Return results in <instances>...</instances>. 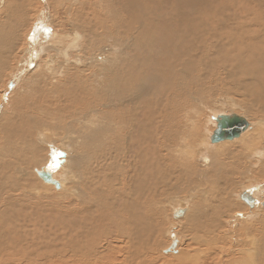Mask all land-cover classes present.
I'll return each mask as SVG.
<instances>
[{
  "label": "bare ground",
  "instance_id": "6f19581e",
  "mask_svg": "<svg viewBox=\"0 0 264 264\" xmlns=\"http://www.w3.org/2000/svg\"><path fill=\"white\" fill-rule=\"evenodd\" d=\"M39 1L43 9L41 21L30 27L23 42L22 63L15 73L11 71L13 73L0 92V102L4 104L0 122L6 133L5 146L0 144V191H4V187L15 191H7L10 193L8 197L0 201L3 233L0 235V264H14L16 261H21V264H27V261L28 264L35 261L37 264H130L141 254L146 255L144 251L153 246L152 235L156 232L150 222L160 215L161 209L157 206L165 199H158L154 194L147 201L145 196L146 184L150 182L148 177H152V172H145V166L152 163L156 167L152 171L166 168L165 175L160 176L162 181L170 184V188L188 186L195 196L205 193L209 185H220L219 180H223L225 185H235V181L239 184L251 182L250 186H243L233 196L243 201L240 195L249 190L254 204L248 206L250 212L246 211L244 201V207L237 206L232 225H227L228 221L221 222L223 217L219 215V210L230 203V196L225 194L231 189H217L216 193L208 191L211 198L206 197L204 205L198 203L192 215H189L191 211L187 207L176 205L177 208L171 209L174 212L173 223L180 225L181 220H189L191 227L199 233L209 227V222L205 227L201 219L207 218L206 212L202 213L203 207H210L214 219L213 224L210 223L211 234L215 237L214 231L219 227L227 229L225 234L232 241L231 248L239 244L237 261L248 253L264 264V194L257 199L250 189L264 184V11L258 8L249 12L244 5L242 11L219 15L224 18L220 25L212 22L199 33L197 29L185 31L181 26H172L166 21L171 14L166 7L160 6V10L156 7L151 12L140 0L126 4L123 2L133 0H109L112 4L107 6L101 0L105 11L97 15L94 4L92 8L90 2L83 0L78 3L80 11L77 10L80 20H84L79 25L82 29L73 39L65 35L66 41H61L56 34L46 37L49 6L46 0ZM144 1L152 3V8L157 6L155 0ZM170 1L158 0V3L168 4ZM99 2L96 5L101 8ZM173 2L180 5L179 0ZM86 4L90 11L85 7V11L81 10ZM63 10L66 14L71 12L66 10V6ZM180 10L172 9V12L179 17ZM94 15H97V33L91 20ZM171 17L173 20L175 15ZM14 31L9 34L11 38L0 40L2 49H10L15 44ZM216 42L218 47L214 49ZM34 73L36 79L32 80L31 86L22 81L28 80ZM16 90L19 94H14L16 99L12 106L17 105L18 99H28L31 107L37 110H42L43 104L59 109L49 114L48 118L56 119L57 130L60 131H51L55 126L50 129L47 120L38 119L39 112L30 111L26 112L28 127L18 131V136L22 138L17 143L9 142V137L14 136L11 118L7 116L9 118L3 119L2 113L7 106L5 98L9 96L10 99V94ZM209 101L229 110L244 108L257 114L254 117L258 114L259 117L251 123L243 114H236L247 122L246 130L233 141L210 145L214 132L208 129L211 127L210 120L216 128L214 118L228 113H223L224 109H210ZM151 105L158 108L156 114L151 111ZM40 112L47 113L44 110ZM201 115L202 118H199ZM31 125L40 127L45 133L36 130L30 133L28 128ZM26 132L32 138L35 136L34 142L29 134L24 135ZM146 132L150 133L148 139ZM47 133H50L49 136ZM148 143L151 152H147ZM41 146L49 148V152L44 157L45 165H40L37 171L35 166L42 162L38 151ZM59 147L64 148L62 151L67 150L66 158H61L63 161L58 160L63 156L62 151L61 155L57 154L60 153L57 150ZM208 152L211 156L207 155ZM10 156L12 160H9ZM57 162L61 163L60 170L63 172L58 181L54 171ZM13 166H17L13 170L14 175L9 173ZM45 167L50 168L51 179L58 183L57 188L39 177L38 173ZM31 168L40 188L48 193L56 191L55 196L39 193L32 182V189L20 188L23 185L18 180L23 182L25 177L30 176L27 170ZM32 192L38 204L30 203ZM191 195L184 198V203L191 199ZM12 206H20L22 211L16 209L6 216ZM29 208L31 212H26ZM36 212V226L40 231L39 225H42L43 230L37 236L28 229ZM155 223L153 227L158 228ZM236 225L241 229L234 230L238 227ZM168 231L172 242L163 252L179 260L189 258L187 254L191 248L195 251L194 245L179 248L180 238L173 234V229L172 233ZM240 231H244L246 238H251L249 241L246 239L247 243L238 242L240 239H237L236 232ZM10 235L18 236V239L14 237L18 242L9 243ZM174 240L175 248H171ZM42 251L45 253L40 254ZM19 253L22 260L18 259ZM35 253L38 255L35 256ZM203 258L201 264L212 258L219 264L224 263L220 254L217 259L212 253ZM178 259L172 263L178 264Z\"/></svg>",
  "mask_w": 264,
  "mask_h": 264
},
{
  "label": "rangeland",
  "instance_id": "374dc122",
  "mask_svg": "<svg viewBox=\"0 0 264 264\" xmlns=\"http://www.w3.org/2000/svg\"><path fill=\"white\" fill-rule=\"evenodd\" d=\"M93 1H94V3H93ZM98 1L99 0H86L85 2H90L91 4H92V8H93V4H94V13L95 14H100L101 12L102 13H104V9L103 8H105V6H107V5H109V4H112V1H109V0H102V2H105L104 4H105V6H104V4L101 2V0H100V2L99 3H101V5L99 6V7H101V8H98V6L96 5V4H98ZM151 1H153V0H151ZM184 1V2H183ZM211 1H212V3H211ZM248 1V2H247ZM251 1H253V2H251ZM255 1V2H254ZM257 0H179V2L178 3H180V5H178L177 4V2H173V0H171L168 4H159L158 3V0H155V2L157 3V6H153V8H152V6L151 5H153L152 3L150 4V3H145V1L144 0H140L139 2H141V3H143V5L145 6V8L147 9V10H149V11H151V12H154L155 11V9H156V7H158L159 8V10H160V6H162V7H166V8H168V10H170L171 12V14L169 15V16H167V19H166V21L167 22H169V23H171V25L172 26H181L185 31L186 30H192V29H194V30H192V31H195L196 29H197V31L196 32H201L202 31V29L204 28V27H206V29H207V27L208 26H211L214 22L215 23H217L218 22V24L220 25V21L222 20V21H224V18H222V17H220L219 15H222V14H227L228 12H232V11H237V10H240V11H242V8H244V9H248L249 10V12H252L253 10H258V8L259 9H261V10H263L264 11V0H258L257 2H256ZM46 2L48 3V6H49V9L47 10L48 11V19H47V21H46V24L49 26V30H48V33H47V35H46V37H49L50 35L49 34H56L59 38H61V41H66V38H65V35L66 36H71V38L73 39L74 38V36H75V34H77V31L78 30H80V29H82V27H79V25H80V23H82L84 20H80V17H79V15H77L78 14V12L80 11V7L78 6V3H80V2H84L83 0H76V1H74V2H70V1H68V0H46ZM125 2V3H124ZM123 2V4H126L127 2H131V3H135L136 1H124ZM194 4H193V3ZM209 2V3H208ZM224 2H225V4H224ZM172 3V6H175V7H172L170 4ZM176 3V5H174ZM189 3V4H188ZM231 3V5H228V4H230ZM241 3V4H240ZM11 4V5H10ZM59 4L61 5V6H59ZM63 4H65V6H66V10L67 9H69V10H71V12L70 13H68V14H66L65 13V10H63V9H65V6L63 7ZM197 4H200V5H197ZM209 4H211V6L209 5ZM212 4H214V5H212ZM251 4V5H250ZM70 5V6H69ZM165 5V6H164ZM178 5V6H177ZM196 5L198 6V7H196ZM218 7H217V6ZM237 6V7H235V6ZM245 5V6H244ZM78 6V7H77ZM167 6H170V7H167ZM183 6V7H182ZM214 6V7H213ZM234 6V7H233ZM244 6V7H243ZM85 7V8H84ZM87 7V4L85 5V6H82V8H81V10H84V9H87L86 8ZM191 7H194L193 9H190ZM225 7V8H224ZM84 8V9H83ZM188 8H189V10L190 11H188ZM200 8V9H199ZM228 8V9H227ZM230 8V9H229ZM100 9V10H99ZM172 9H181L180 10V16L178 17V14L177 13H175V12H172ZM185 9V10H184ZM216 11H215V10ZM43 9L41 8V6H40V1L39 0H3V2L2 3H0V22L3 24V22H4V26L0 23V28H3V27H5L4 29H0V40H5L6 39V37H7V39H9V38H11L10 36H9V34H11L14 30L15 31H17V32H15L14 31V35H15V37H14V39H13V42L15 43V44H12V48H8V49H6V50H4V49H2L1 47H0V92L4 89V83H5V81L6 80H8L9 79V76L16 70H18L19 69V66H20V64L22 63V60H23V58H24V53L22 52L23 50H24V43L23 42H25V37L27 36V33H28V31L30 30V27L31 26H33V25H35L36 23H39L41 20V11H42ZM77 10H79V11H77ZM89 10V8L87 9V11ZM192 10V11H191ZM198 10H199V12H198ZM214 10V11H213ZM3 11V12H2ZM75 11L77 12V13H75ZM85 11V10H84ZM90 11V10H89ZM185 11V12H184ZM198 13H197V12ZM218 11V12H217ZM223 11V12H222ZM244 11V10H243ZM97 12V13H96ZM205 12V13H204ZM225 12V13H224ZM184 13V14H183ZM188 13H189V15H188ZM66 14V15H65ZM89 14V13H88ZM90 14H93V13H90ZM172 14H174L175 15V17H174V19L172 20V17H171V15ZM197 14V15H196ZM207 14H208V16H207ZM211 14V15H210ZM3 15V16H2ZM97 15H94L93 16V18L94 19H91L92 20V22H93V26H94V29L93 30H95L96 31V33L98 32V30H96V28H97ZM200 15H202V16H200ZM210 16V17H209ZM212 16V17H211ZM214 16V17H213ZM20 17V18H19ZM150 18H151V15L149 16ZM201 17V18H200ZM5 18H7L6 20H5ZM18 18V19H17ZM68 18V19H67ZM72 18V19H71ZM218 18H220V20L219 21H217L218 20ZM19 19H21L20 20V22L18 21ZM9 20V21H8ZM78 20V21H77ZM3 21V22H2ZM18 21V22H17ZM22 21V22H21ZM189 21V22H188ZM204 21V22H203ZM206 21V22H205ZM7 24H6V23ZM79 22V23H78ZM96 22V23H95ZM196 22V23H195ZM213 22V23H212ZM174 24V25H173ZM6 25V26H5ZM7 25H9V26H7ZM25 25V26H24ZM192 25V26H191ZM2 26V27H1ZM8 29H7V28ZM9 27H11L12 28V30H9ZM10 28V29H11ZM214 28H215V25H214ZM199 29V30H198ZM216 29V28H215ZM223 29H224V27H223V25H222V31H223ZM4 30V31H3ZM8 30V31H7ZM2 31L4 32V33H2ZM7 31V32H6ZM9 32V33H8ZM51 32V33H50ZM7 33H8V35H7ZM15 33H17V35L15 34ZM70 34V35H69ZM5 35V36H4ZM49 35V36H48ZM4 36V37H3ZM9 36V37H8ZM12 36V35H11ZM3 37V38H2ZM17 37V38H16ZM89 37V36H88ZM193 38V37H192ZM45 39V38H44ZM82 39H83V37H82ZM193 40H194V38H193ZM49 44V43H48ZM47 44V45H48ZM216 47H218V43L216 42V46H215V48L214 49H216ZM13 50V52H11L12 50ZM11 50V51H10ZM45 50V49H44ZM13 54V56H12V54ZM15 53H16V55H15ZM18 53V54H17ZM51 54L53 55V53L51 52ZM51 54H48V56L50 55V56H52ZM2 56V57H1ZM9 57V58H8ZM13 57V58H12ZM18 57V58H17ZM2 58V59H1ZM4 58H6V59H4ZM7 58H8V60H7ZM15 58V59H14ZM46 58V57H45ZM45 58H43V59H45ZM75 58H76V56H75ZM75 58H71V59H75ZM169 58V57H168ZM14 59V60H13ZM17 59V60H16ZM3 60V61H2ZM7 60V61H6ZM18 60H19V63H18ZM8 62V63H7ZM5 64V65H4ZM2 65L4 66V67H2ZM19 65V66H18ZM2 68V69H1ZM17 68V69H16ZM11 71H13L12 73H11ZM15 71V72H16ZM14 72V73H15ZM36 74L34 73V74H31V77H29V79L28 80H26V81H24V79L22 80L23 82H25L26 84H28V85H32L31 83H33L32 82V80L34 81L35 79H36ZM35 77V78H34ZM14 89V88H13ZM218 90V89H217ZM15 93H17V94H19V92H18V90H16V91H13L11 94H10V99H9V96H7L6 98H5V102L4 103H7L6 105V109L4 108V112L2 113L3 114V119H6V118H11V127L13 128V133H14V136L12 137V136H10L9 138V142L10 141H12L11 143H13V141H16V143L18 142V139H20V138H22V136H18L19 134H18V131L19 130H22V129H25V128H27L28 127V125H29V121H28V117H27V115H26V112L28 113V112H39L40 114L38 115V119H41V120H47L48 121V124H49V127H50V129H51V127H53V126H55L51 131H56V132H59L58 130H57V121H56V119L55 118H53V119H49L48 118V115L49 114H52L55 110H59V109H53V107L51 108V106L50 105H45V104H43V107H42V110H37V108L36 107H31V105H30V101L28 100V99H25V100H23V101H20L19 99L17 100V105L16 106H12V104H14V101H15ZM9 95V94H8ZM13 95H14V98H13ZM12 99V100H11ZM209 103L211 104L210 106H209V108L210 109H217V110H221V109H224L223 110V113H230V112H232L233 114H237V115H239V114H243L244 116H246L247 118H249L250 119V122L251 123H255V120H257V118L259 117V114H258V117H254V116H257V114H254L252 111H248V110H245L244 108V111H242L243 109L241 108V110L238 108V107H235L234 109L232 108V109H228L227 107L226 108H221V106L220 105H217V104H213L211 101H209ZM3 106H4V104H2V102H0V112L3 110ZM45 106V107H44ZM228 106V105H227ZM212 107V108H211ZM229 107V106H228ZM15 108V110H13ZM49 108V109H48ZM151 111L153 110V111H155L154 113L156 114L158 111H156V110H158V108L157 107H155L154 105H151ZM230 108V107H229ZM48 109V110H47ZM47 111V113L46 114H43V113H41L40 111ZM216 110V111H217ZM225 111V112H224ZM236 111V112H235ZM213 112V111H212ZM204 113H205V110H204ZM1 114V115H2ZM210 114V113H209ZM35 115H37L36 113H35ZM4 116H6L5 118H4ZM7 116H9V117H7ZM242 116V115H241ZM199 118H202V115L199 117ZM32 120V119H31ZM30 120V121H31ZM210 122H211V127L209 128L208 127V129H210V131H214L216 128H214V126H212V123H213V125L215 124L213 121H211L210 120ZM29 130H30V133H31V131L32 132H35V130L37 131V132H41V133H43V130L39 127L38 128V126L36 127V125H31L29 128H28ZM56 132H54V134H56V135H59V134H57ZM44 133H45V131H44ZM43 133V134H44ZM26 134H29V133H24V135H26ZM48 134V133H47ZM50 134V133H49ZM49 134H48V136H49ZM145 135H146V137H147V139L150 137V133L149 132H146L145 133ZM29 137H31L32 138V135H28ZM123 136H124V133H123ZM123 136H121V137H123ZM34 135H33V140H32V142H34ZM12 138H13V140H12ZM49 138V137H48ZM45 140V139H44ZM235 140V139H234ZM50 141H51V138H50ZM233 141V140H232ZM39 142H40V140H39ZM5 143H6V133H5V131H4V129H3V127H2V124H1V122H0V144H1V146L2 147H4L5 146ZM210 143V142H209ZM34 145H35V143H33ZM217 144H219V143H217ZM12 146H13V144H11ZM53 146H55L54 144H52ZM147 145H149V147L148 146H146V148H147V152H151V145H150V143H148ZM210 145H216V144H211L210 143ZM19 147V149H21V146L19 145L18 146ZM61 150H60V149ZM57 150L60 152V151H62V149H64L63 147H59ZM40 150H38V151H40V155H41V157H42V162L39 164V165H36L35 166V169H37V171H39L40 170V165L42 166V165H45V163H44V157L47 155V153L49 152V148H47L46 146H41L40 148H39ZM44 149V150H43ZM67 150L65 149V151L63 150L62 152V154H63V156L62 157H60L58 160L59 161H63V159L64 158H66V155H67V152H66ZM29 153H31V152H29ZM57 154H60L61 155V152L60 153H57ZM207 155H209V156H211V152H208V154ZM47 157V156H46ZM61 158H63V159H61ZM12 159H13V157H12ZM11 159V156L9 157V160H12ZM57 163H59V162H57ZM60 165H61V163H59V167H54L53 165V167H54V171H55V179L58 181V179L60 178V176L63 174V172H61V170H60ZM47 166H49V165H47ZM153 166V167H152ZM17 166H13L12 167V169H11V171L9 172V173H11V174H13L14 175V172H13V170H14V168H16ZM50 167V166H49ZM146 168H145V172H152V177H151V175L148 177V181H150V182H148L149 184H150V186H147L148 185V183L146 184V192H145V196L147 197V201H149L150 200V198L155 194V196H157V198L158 199H160V198H165L164 199V201L162 202L161 201V203H163V204H161V206H160V204L157 206V207H160V209H161V213H160V215L158 216H156L155 217V219H154V221L153 222H150L151 223V226H152V228H154L155 230H156V232H155V234H154V236L152 235V237L154 238H152L153 239V241H152V243H153V246H148V250L146 249L144 252H147V254L145 255V253L144 254H141L140 255V257L138 258V259H136V260H132L131 261V263L130 264H173L172 262H174V259H178V258H175V256H172V255H169L168 253H164L163 251H165V250H167L168 248H169V246H170V244H171V242L172 241H170V239H169V237H168V233H167V231H168V229H169V231L168 232H170V233H172L171 231H172V229L175 231V233H173L174 235L175 234H177V236H178V238H180L179 240V248H184V247H186L187 246V244H189L188 245V247L189 248H191V247H193V245H194V248H195V251H194V249L193 248H191L190 250H191V252H188V254H187V256L189 257V258H185V260H183V259H178V264H189V262H190V264H193V262H194V264H196V263H198V264H201L202 262H201V260L202 259H204L203 257L205 256V255H211V253H212V256L214 257V258H216V257H218L219 256V254H220V256L223 258V261L222 262H224V263H220V264H238V263H240V262H242L243 263V261H244V263H246V264H260V263H262V261L260 260V259H257L256 257H251V256H249V254L248 253H246L244 256L246 257H244L243 256V259L242 260H238L237 261V258H238V254H239V250L237 249V247H239V244L237 245V247H234V248H231V247H233L231 244H232V241L229 239V235L228 234H225L226 232L225 231H227V229L226 230H224V229H222V227H219V231L218 230H215L214 231V234L216 235L215 237H214V235H212L211 234V232L212 231H210L211 230V225H210V223L211 224H213V215H211V210H210V207H203V209H204V211H203V209L201 210V212L202 213H204V212H206V213H204L205 214V216L207 215V218H209L211 221H209V219H207L206 218V220H202L201 219V221H203V223L205 224V227H206V225L208 224V222H209V224H208V226L209 227H206L205 229H203L202 231H200L199 233L198 232H196V230L193 228V226L191 227V223H190V221L189 220H181V222H180V225L179 224H175V223H173V221L175 220V219H173V214H174V212L171 210L172 208H177V206L176 205H180L179 207L180 208H183V206L184 207H187L188 209H190V211L191 212H189V215H192L193 214V212H194V210H195V207L197 206V204L198 203H201L202 205H204V200L206 199V197H210V195H209V192L208 191H210V190H212V192H217L218 190L217 189H221V190H229V189H231V190H229L230 191V193H226L225 195H229L230 197V203L229 204H225V205H227V206H223L222 208H221V210H219V215L220 216H222L223 218H221V222H225V221H228L227 222V225H230L231 223L233 224V218H234V215H236V212L237 211H235V208L237 207V206H239V205H242V203H243V205L245 204L243 201H241L240 199H237V198H235L233 195L235 194V193H238L239 192V190H240V188H242L243 186H247V185H251L250 183L251 182H244L243 184L241 183V184H239V182L237 181H235V185H225V184H223V180H219V184L220 185H218V186H215V185H209V187H208V189L206 188V187H204L205 189H207L206 190V192L205 193H203V194H200L199 196H195V195H193V193L191 192V189H190V187H188V186H184V185H178L177 187H175V188H170V184L169 183H167V182H165V181H162L161 180V176H160V174L163 176V175H165V169L166 168H163V169H161L160 171H152V170H154L153 168H156L155 167V165H154V163H152V164H150V165H148V166H145ZM33 169H34V167H32ZM32 168L31 169H29V170H27L28 171V173H29V175L30 176H27V177H25L24 178V180H23V182L21 181V180H18V182L19 183H21V185H23V186H21L20 188H22V189H25V188H29V189H32L31 188V182H32V186L35 188V189H39V193H44V194H47V196L48 195H50V197L51 196H55L54 194H56V191H50L49 193L46 191V189H44V190H42V188H40V186L38 185V181L36 180V178H35V176H34V174H33V172H31V170H32ZM152 169V170H151ZM150 170V171H149ZM168 171V170H167ZM143 175H145V174H143ZM27 178V179H26ZM252 178H257V177H252ZM262 178V177H261ZM31 179V180H30ZM27 180H29V182H27ZM3 183V182H2ZM209 184H211L210 182H208ZM222 183V184H221ZM215 184V183H214ZM241 185V186H240ZM37 186V187H36ZM188 187V188H187ZM222 187V188H221ZM224 187H225V189H224ZM229 187V188H228ZM183 188V189H182ZM204 188H202L203 190H204ZM264 188V184H262L259 188H256V189H253L252 187L250 188L251 190H253V193H254V195H255V197L257 198V199H259V198H261L262 197V195L264 194V192H262V189ZM22 189H20V190H22ZM201 189V190H202ZM4 191H0V201L2 200V199H5L6 197H8L7 196V194L8 193H6L7 191H9L10 189L8 188V187H4V189H3ZM228 191V192H229ZM5 192V193H4ZM10 192H15V191H11L10 190ZM172 192H174V193H172ZM53 193V194H52ZM10 194V193H9ZM8 194V195H9ZM13 194H15V193H13ZM182 194V195H181ZM189 194H192L191 196H189V201L188 202H186V203H184V201H185V199H187L188 197V195ZM162 195V196H161ZM208 195V196H207ZM232 195V196H231ZM30 196H31V198H30V200L29 201H31L30 203H32V205L33 204H38V201L36 200V197H35V193L34 192H32L31 194H30ZM174 196V197H173ZM179 196H181V198L179 197ZM201 196H202V198H201ZM178 197V198H177ZM183 197V198H182ZM185 198V199H184ZM197 200H196V199ZM202 200H201V199ZM211 198V197H210ZM34 199H35V201H34ZM198 200H199V202H198ZM201 201H203V202H201ZM232 201V202H231ZM182 202V203H181ZM196 204H195V203ZM239 202V204H237V203ZM146 203V202H145ZM181 203V204H180ZM184 204V205H183ZM192 204V205H191ZM232 204V205H231ZM187 205V206H186ZM235 205V206H234ZM242 205V206H243ZM264 205V203L262 204V206ZM145 206V205H144ZM174 206V207H173ZM190 206V207H189ZM232 206V207H231ZM178 207V208H179ZM244 207V206H243ZM245 207L247 208L246 209V211L247 212H250V211H248V210H250L249 209V207H248V205H246L245 204ZM21 207L20 206H12V207H9V209H10V211H7L6 212V216L7 215H9V213H12L13 211H16V209H18L19 211H22L21 209H20ZM202 208V207H201ZM231 208H232V210H231ZM263 208H264V206H263ZM167 209V210H166ZM31 209L29 208V210H26V212H31L30 211ZM36 209H34L33 210V213H34V211H35ZM178 210V209H177ZM209 210V211H208ZM173 213H172V212ZM193 211V212H192ZM196 211H200V210H196ZM1 212V211H0ZM222 213V214H221ZM241 213V212H240ZM238 214H239V212H238ZM2 215V213H0V216ZM172 217H171V216ZM224 215V216H223ZM212 217V218H211ZM34 218V219H33ZM32 218V222H31V224L29 225V230L31 231V232H33L35 235L36 234H38L39 232H42L43 233V230L41 229L42 228V225H39V229H40V231H38V227L36 226V220H37V212H36V216L35 217H33ZM186 219V218H185ZM205 219V218H204ZM213 219V220H212ZM254 219H256V218H254ZM157 221V223H155ZM182 221H183V223H182ZM175 222V221H174ZM2 223V222H1ZM0 223V224H1ZM33 223H35L34 224V226L32 225ZM156 224V225H158V228H156V226L154 225V227H153V224ZM185 223V224H184ZM190 225H189V224ZM235 223V222H234ZM183 224V225H182ZM231 224V225H232ZM236 226H238V225H236ZM235 226V227H236ZM179 227V228H178ZM31 228H32V230H31ZM195 230L194 232H193V229ZM34 229V230H33ZM158 229V230H157ZM187 229H190V230H187ZM238 229H241V227H236L234 230H238ZM36 231V232H35ZM190 231V232H189ZM202 232V233H201ZM218 232V234H216V233ZM223 232V233H222ZM153 233H154V231H153ZM156 233H158V234H156ZM193 233V234H192ZM196 233V234H195ZM206 233H208V235H206ZM243 234V235H241V234ZM240 233L238 232H236V236H237V239H240V240H238V242L239 243H241V244H244V243H247V241H249V239H251V238H246L244 235V231H240ZM1 234H3L2 233V226L0 225V235ZM200 234V235H199ZM239 234V235H238ZM156 235V236H155ZM196 235V237H197V239H196V237H194ZM206 235V236H205ZM37 236V235H36ZM245 238H244V237ZM10 237H12V239L10 238ZM14 237H17V239H18V236H16V235H10L9 236V243H13V241H14V243H16V242H18V240L17 239H14ZM157 237V238H156ZM192 237V238H191ZM201 237V238H200ZM206 237H207V239H206ZM210 237V239L208 240V238ZM220 237V238H219ZM234 237H235V233H234ZM239 237V238H238ZM203 238V239H202ZM216 239V240H212V239ZM10 239H11V241H10ZM14 239V240H13ZM157 239V240H156ZM196 239V240H195ZM199 239V240H198ZM246 239H247V241H246ZM207 240V241H206ZM210 240H211V242H210ZM224 240V241H223ZM230 242V244H229V242ZM246 241V242H244V241ZM223 243V245H222V243ZM242 241H243V243H242ZM157 242V243H156ZM182 242V243H181ZM207 242V243H206ZM181 243V244H180ZM192 243V244H191ZM197 243H198V245H197ZM200 243H201V245H200ZM209 243V244H208ZM221 243V244H220ZM228 243V244H227ZM18 244V243H17ZM17 244H16V246H17ZM211 244V245H210ZM20 246V245H19ZM183 246V247H182ZM207 248H206V247ZM229 246V247H228ZM18 247V246H17ZM166 247H167V249H166ZM178 247V246H177ZM201 247H203V249L201 248ZM211 247V248H210ZM213 247V248H212ZM228 247V248H227ZM19 248V247H18ZM151 248V249H150ZM178 248V251H180V249ZM219 250L220 248V250L219 251H222V252H220L219 253V251H216L217 249ZM227 248V249H226ZM236 248V249H235ZM206 249V250H205ZM209 249V250H208ZM230 249V250H229ZM232 249H234L233 251H232ZM193 250V251H192ZM200 250H202V251H200ZM206 252H205V251ZM228 250V251H227ZM236 250V251H235ZM238 250V251H237ZM18 251H20V249L18 250ZM212 251V252H211ZM216 251V252H215ZM231 251V252H230ZM234 251H235V253H234ZM21 253H22V251H20ZM46 252H48V251H46ZM157 252H159V253H157ZM197 252V253H196ZM21 253H19V258L18 259H20L22 256H20V254ZM43 253H45L44 251H42V252H40V254H43ZM178 253V252H177ZM198 253L200 254V255H198ZM217 253V254H216ZM226 253V254H225ZM39 254V255H40ZM193 254V255H192ZM233 254V255H232ZM36 255H38L37 253H35V256ZM152 255V256H151ZM172 256V257H171ZM15 257H18L17 255L15 256ZM25 259V261H27V258H26V256L24 257ZM194 259H195V261H194ZM217 259V258H216ZM21 260H22V258H21ZM23 260V261H24ZM196 260H199L198 262L196 261ZM231 260V261H230ZM233 260V261H232ZM135 261V262H134ZM193 261V262H192ZM235 261H237L236 263H235ZM196 262V263H195ZM201 262V263H200ZM232 262V263H231ZM21 264V261H20V263H19V261L17 262H14V264ZM24 262H22V264H23ZM27 264L29 263L28 261L26 262ZM47 262H45V263H40V264H46ZM25 264V263H24ZM34 264H37L36 263V261L34 262ZM47 264H49V262L47 263ZM51 264H53V263H51ZM55 264V263H54ZM129 264V263H128ZM204 264H219V263H217L216 261H214L213 260V258L212 259H208V262L207 263H204Z\"/></svg>",
  "mask_w": 264,
  "mask_h": 264
},
{
  "label": "water",
  "instance_id": "95a60500",
  "mask_svg": "<svg viewBox=\"0 0 264 264\" xmlns=\"http://www.w3.org/2000/svg\"><path fill=\"white\" fill-rule=\"evenodd\" d=\"M216 129L211 136V144H217L222 141H230L240 136L247 128V122L236 114H221L214 118ZM39 177L47 183H53L58 187V183L51 179V171L49 167L42 168ZM240 198L248 205L252 206L254 200L251 198V191H244ZM176 240H174L171 248H175Z\"/></svg>",
  "mask_w": 264,
  "mask_h": 264
},
{
  "label": "snow or ice",
  "instance_id": "6c2138e0",
  "mask_svg": "<svg viewBox=\"0 0 264 264\" xmlns=\"http://www.w3.org/2000/svg\"><path fill=\"white\" fill-rule=\"evenodd\" d=\"M55 166H56V167H59V164H58V163H56V164H55Z\"/></svg>",
  "mask_w": 264,
  "mask_h": 264
}]
</instances>
